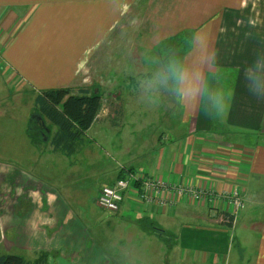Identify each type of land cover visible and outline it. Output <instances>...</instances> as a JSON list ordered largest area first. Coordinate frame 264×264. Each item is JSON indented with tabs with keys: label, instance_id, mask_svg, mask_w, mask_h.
Wrapping results in <instances>:
<instances>
[{
	"label": "rangeland",
	"instance_id": "obj_1",
	"mask_svg": "<svg viewBox=\"0 0 264 264\" xmlns=\"http://www.w3.org/2000/svg\"><path fill=\"white\" fill-rule=\"evenodd\" d=\"M164 2L167 3L166 0ZM170 5L171 3L167 4L165 11L170 9ZM145 10V7L138 5L129 11L101 46L99 54L94 57L93 64L99 62V66L89 65L79 75L77 81L81 86L102 95V106L96 119L102 118L107 112L109 115L95 120L93 126L82 133L78 150L74 154L64 156L55 152L49 142H45L40 148L30 144L26 135L29 124L46 128L49 122L45 120L42 124L38 120L40 117L37 116V110L32 109L35 104L32 93L27 90L19 92L16 80L10 82L12 79L0 75V253L32 259L40 252H47V264H133L140 253L143 259L145 257L150 260L153 257L150 250L144 251L145 239L142 242L140 239L125 240L156 238L153 237L156 233L152 228L164 224L159 217L145 211L144 205L135 203V198L128 199V203L131 200L134 205L139 203L135 207L137 210L130 207L127 211V206L123 203L127 197L125 192L135 193L136 190L129 181L126 187L119 188V183L124 182L116 181L117 168L131 165L144 178L148 176L151 180L164 179L167 182L197 186L190 178L175 180L166 175L168 172L161 177L160 171L154 167L157 166L159 157H162L160 148L168 147L167 139H175L184 129L188 131V135H195L197 118L195 120L189 115L193 111L189 112L185 105V95L180 92L175 70L180 69L182 76H185L186 72L193 69L187 65L188 62L184 63L187 54H192L190 63L195 62V59L203 62L201 56L209 50L215 32H220L217 46L221 45L227 60L223 67H217V70H222V75L218 74L214 79L221 82V87L225 85L229 89L231 81L225 82L229 75L232 79L239 75L246 82L241 84L240 79L238 90L245 89L248 80L255 81L259 97L264 99V83H261L264 79V0H238L236 9L227 10L222 19L221 16L216 18L217 12L213 13L211 27L188 29L174 37H165L160 42L163 45L164 59L158 58L161 51L157 49L152 51L148 47L149 50L139 51L141 49L135 47L138 46L136 26L141 22ZM217 22L216 30L214 26ZM196 36L197 49L192 52V43ZM172 45L173 53L166 50ZM156 65L158 66L155 67ZM0 67L4 74L8 72L5 70L8 68L6 64H1ZM113 68H116L114 75ZM125 68H132L133 73L119 78L122 74L119 69ZM201 70H206L204 74L215 73L207 67H201ZM154 71L158 73L155 74ZM139 72L144 75H137ZM219 89L215 87L212 95L218 94ZM70 94L77 95L71 91ZM110 94L114 95L111 97ZM215 103L214 101V105ZM112 109H120L122 117L117 120V124L111 120ZM210 138L215 139L212 135ZM243 140L244 138L237 137L236 142L225 143L227 151L222 152L228 154L229 151L231 154L232 150H239L252 138H246L245 143ZM184 150L189 155L191 146L186 143ZM246 150L249 152L251 149ZM250 153L246 155L250 156ZM168 156L169 152H166L164 159ZM210 159L213 162L218 160L216 155ZM229 166L230 171H237L236 166ZM141 171L143 173H139ZM202 187L207 189L212 186L209 184ZM238 187L230 186L227 189L228 194L234 189L238 190ZM103 188L115 190L119 196V205L108 208V211L99 205L98 196ZM40 189L54 191L53 194L60 197L65 204V208L60 205L51 213L46 228L39 227L44 219L40 221L38 216L28 218L26 204L20 198L23 196L33 205L32 193L37 196ZM223 192L224 190L220 191L218 197L222 198ZM228 206L231 211L232 206ZM64 211L66 213L62 215ZM143 218H147L152 224L149 225ZM223 220L224 218L221 222ZM182 221L191 223L196 220L191 216H184ZM55 222L57 227L51 225ZM229 233L221 238H232L234 232ZM55 235L57 238L71 237L69 244L67 240L63 241V253H58L55 249L51 251L52 249L40 243L38 246L47 250L38 248L19 251L23 245L20 242L22 239L25 243L26 238H53ZM128 254L132 255L127 256Z\"/></svg>",
	"mask_w": 264,
	"mask_h": 264
},
{
	"label": "crops",
	"instance_id": "obj_2",
	"mask_svg": "<svg viewBox=\"0 0 264 264\" xmlns=\"http://www.w3.org/2000/svg\"><path fill=\"white\" fill-rule=\"evenodd\" d=\"M166 1L167 3L164 0H0V54L2 65L6 64L8 67L5 69L8 71L6 74L0 67V75L12 79L10 82L16 80L19 92L27 90L34 95L35 104L32 109H36V100L41 98L42 92L48 90L68 89L72 94L94 93L102 101L99 92L81 86L77 80L87 66H99V62L93 64L94 57L99 54L101 46L116 30L122 18L135 6L146 8L141 22L136 26L138 46L135 47L140 48L139 51L148 47L152 51L157 49L161 51L158 58L164 59L163 45L160 42L165 37H174L188 29L211 27L213 13L217 12L216 18L221 16L222 19L227 10L236 9L238 2ZM168 3H171L170 9L165 11ZM219 38L220 32H215L209 50L201 56L203 62L195 59V62L190 63L192 54L185 56L184 63L188 62L187 65L193 69L185 73L183 83H178L180 92L185 95L184 102L188 111H193L189 115L197 118L195 135H188V131L184 129L175 139L166 137L168 147L160 148L162 157H159L157 166L154 167L160 171L161 177L168 172L166 175L174 179L190 178L197 186L210 184L215 190L214 199L203 202L183 201L165 208L141 203L145 211L148 210L162 220L164 226L161 225L160 228L163 229L165 238L158 235H153L156 238H127L125 242L128 239H140L141 242L145 239L144 251L150 250L153 254L148 260L145 257L143 259L140 253L133 264H264V99H260L255 81L248 80L246 88L238 90V81L242 79L239 75H235L233 79L229 75L225 81H231L229 89L225 85L221 87V82L214 79L222 73L217 67H223L227 60L221 45L217 46ZM197 43L196 36L192 52L197 49ZM173 46L166 50L173 53ZM201 67L211 68L215 73L204 74L206 70L202 71ZM132 68L119 69V73H122L119 78L133 73ZM115 70L113 68V75ZM137 75L144 74L139 72ZM257 80L260 82L259 77ZM243 82L246 81L242 79L241 84ZM261 83H264V79ZM215 87L220 89L218 94L212 95ZM110 95L112 97L114 94ZM1 98L4 99L3 96ZM119 111L120 109H112L110 114L115 124L122 117ZM183 114L185 116V109ZM108 115L109 112L103 117ZM98 116L102 117L100 114ZM38 120L40 121L39 118ZM211 135L215 139L210 138ZM237 137L244 138L243 143L246 138L252 140L247 145L243 144L239 150H232L231 154L229 151L228 154L222 152L227 151L225 143H234ZM186 143L191 146L189 155L184 150ZM246 149H251L250 156L246 155L249 153ZM166 152H169V156L164 159ZM215 155L218 160L213 162L210 157ZM230 164L236 166L237 171H230ZM230 186H239L242 200V207L231 226L225 220L221 222L223 214L229 212L230 208L226 201L218 197L220 191H225ZM53 192L40 189L37 196L32 193V201L38 203L36 210L34 203L32 205L23 196L20 197L26 204L25 211L28 210L29 219L31 216H38L40 221L45 220L39 227H47L51 213L60 205L65 208L64 201ZM126 200L123 203L127 206V211L130 207L137 210L135 207L139 203L134 205ZM33 210L37 211L36 215ZM184 216H191L196 221L186 223L182 221ZM51 225L57 227V222ZM229 232H234L232 238H221ZM32 233L31 231L30 235ZM66 240L69 244L71 237L57 238L55 235L53 238H26L25 243L23 239L20 240L23 245L18 250H47L44 247H49L51 251L55 249L58 253H63L62 244ZM39 243L44 247H39Z\"/></svg>",
	"mask_w": 264,
	"mask_h": 264
},
{
	"label": "trees",
	"instance_id": "obj_3",
	"mask_svg": "<svg viewBox=\"0 0 264 264\" xmlns=\"http://www.w3.org/2000/svg\"><path fill=\"white\" fill-rule=\"evenodd\" d=\"M36 106L40 122L43 124V121L46 120L49 125L46 128L41 126L38 128L39 126L30 123L26 129L30 144L35 148H40L45 142H49L53 151L69 156L78 150L82 133L87 131L95 122L102 103L101 99L94 94L89 96L87 92H83L75 96L71 95L68 89H57L42 92L41 98L36 100ZM53 128L55 129L53 130ZM137 172V169L131 165H121L117 168L116 181L127 183L129 181L131 187L133 186L136 190L135 193L132 191L125 192L127 194L126 201L135 198L136 202L142 203L141 182L136 180L142 175L137 174ZM223 215L222 218L231 226L232 216L227 215V213ZM143 220L149 225L152 224L147 218H143ZM152 229L156 233L155 235L165 238L162 228ZM48 258L49 253L47 252H40L32 259L20 255L0 253V264H47Z\"/></svg>",
	"mask_w": 264,
	"mask_h": 264
},
{
	"label": "built area",
	"instance_id": "obj_4",
	"mask_svg": "<svg viewBox=\"0 0 264 264\" xmlns=\"http://www.w3.org/2000/svg\"><path fill=\"white\" fill-rule=\"evenodd\" d=\"M3 60L0 54V66ZM141 182L142 194L141 200L147 206H154L157 208H165L174 206L178 202L190 201V202H203L205 200L214 199L215 190L214 187L203 188L202 186L185 185L179 182H167L166 180L159 179L151 180L148 177H138ZM119 183V188H124L128 185L127 182ZM120 193V192H119ZM227 201V204L232 206V210L228 212L232 216L231 224L235 222V218L238 215V211L242 207V200L240 191L234 189L230 194L227 190L223 192L222 198ZM99 205L106 211L108 208H114L119 205V196L115 190L110 188H103L98 196ZM97 200V201H98ZM99 206V207H100Z\"/></svg>",
	"mask_w": 264,
	"mask_h": 264
},
{
	"label": "clouds",
	"instance_id": "obj_5",
	"mask_svg": "<svg viewBox=\"0 0 264 264\" xmlns=\"http://www.w3.org/2000/svg\"><path fill=\"white\" fill-rule=\"evenodd\" d=\"M175 72H176V79H177V82H179V83H183L184 80H183V76H182V74H181V70L177 68V69L175 70Z\"/></svg>",
	"mask_w": 264,
	"mask_h": 264
},
{
	"label": "flooded vegetation",
	"instance_id": "obj_6",
	"mask_svg": "<svg viewBox=\"0 0 264 264\" xmlns=\"http://www.w3.org/2000/svg\"><path fill=\"white\" fill-rule=\"evenodd\" d=\"M38 128H41V127H38Z\"/></svg>",
	"mask_w": 264,
	"mask_h": 264
}]
</instances>
